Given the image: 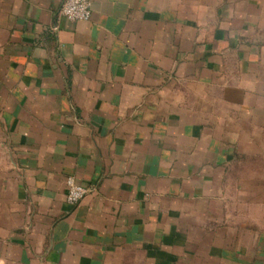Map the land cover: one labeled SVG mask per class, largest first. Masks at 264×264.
Instances as JSON below:
<instances>
[{"label": "crops", "instance_id": "1", "mask_svg": "<svg viewBox=\"0 0 264 264\" xmlns=\"http://www.w3.org/2000/svg\"><path fill=\"white\" fill-rule=\"evenodd\" d=\"M64 1L0 0V264H264V0Z\"/></svg>", "mask_w": 264, "mask_h": 264}, {"label": "built area", "instance_id": "2", "mask_svg": "<svg viewBox=\"0 0 264 264\" xmlns=\"http://www.w3.org/2000/svg\"><path fill=\"white\" fill-rule=\"evenodd\" d=\"M92 0H65L60 9V15L68 21L87 22L91 17ZM89 189L76 182L74 177L65 181V202L68 205H78L88 194Z\"/></svg>", "mask_w": 264, "mask_h": 264}]
</instances>
